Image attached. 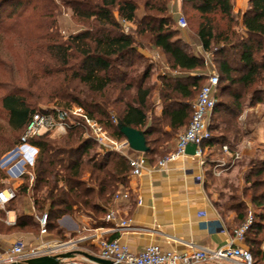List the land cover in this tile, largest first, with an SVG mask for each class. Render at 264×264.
Wrapping results in <instances>:
<instances>
[{"label":"trees","instance_id":"16d2710c","mask_svg":"<svg viewBox=\"0 0 264 264\" xmlns=\"http://www.w3.org/2000/svg\"><path fill=\"white\" fill-rule=\"evenodd\" d=\"M15 1L20 0H0V7ZM141 1L70 0L74 16L90 23V27L67 41L57 42L47 53L55 69L50 75L63 76L54 97L68 101L64 108L83 107L119 141L125 139L120 126L142 132L149 148L145 156L155 164L176 149H171L173 141L188 129L192 105L206 83L207 65L205 57L197 55L182 39V30L171 15V0ZM182 2L183 14L190 8L197 15L193 33L219 72L217 104L210 119L211 138L204 143L203 151L205 155L217 154L227 145L235 154V143L241 137L249 138L259 122L253 120L249 123L251 128L242 129L244 112L253 104H260L264 96V0H250L243 14L242 33L236 30L239 20L234 15L233 0ZM123 22L133 26L130 33L124 32ZM148 46L161 50L177 75L156 76L155 64L139 52ZM76 82L85 90L73 87ZM227 95L232 102L224 99ZM158 101L163 108L160 116L156 115ZM1 103L10 127L22 134L38 112L17 94L3 97ZM108 108H114L117 125L112 123ZM230 138L234 145L227 143ZM29 144L38 150L34 180L30 183L25 177L17 198L7 208L15 210L18 197L31 191L29 198L35 211L40 215L48 213L49 236L53 222L65 215H85L92 219L94 228L107 227L100 222V216L106 215L115 195L127 189L131 171L128 161L117 154L97 152V145L81 127L69 129L60 140L45 134L31 139ZM261 159L252 160L244 173L243 195L250 206L233 197L227 209L222 207L238 213L241 222L251 212L252 224L244 242L255 254V264L264 262ZM33 218L18 215L14 228L35 229L36 224L30 221Z\"/></svg>","mask_w":264,"mask_h":264},{"label":"rangeland","instance_id":"374dc122","mask_svg":"<svg viewBox=\"0 0 264 264\" xmlns=\"http://www.w3.org/2000/svg\"><path fill=\"white\" fill-rule=\"evenodd\" d=\"M70 0H45V1H15L3 7H0V189L16 188L17 190L23 186L26 175L22 180L11 178L5 160L8 158L12 164L18 168L24 167L27 172H34V166L29 162L23 165L21 158H15L11 153L18 145L22 132H15L8 123V114L2 109V98L17 94L22 96L26 102L31 105L33 110H46L50 108H64V101L58 97H54L59 82L63 76L50 75L54 72V63L49 62L47 50L57 42L67 41L71 36L78 34L90 27V23L79 20L74 16V12L69 5ZM140 2H143L139 0ZM187 19L188 27L185 31L193 32L197 28V15L188 8L183 14ZM237 19L240 18L235 16ZM239 20V19H238ZM236 30L241 32L240 21L237 23ZM183 31V30H182ZM242 33V32H241ZM212 61V60H211ZM208 74L215 72L219 76L217 65L214 64ZM52 72V73H51ZM205 83V82H204ZM77 82L73 87L85 90L84 87L78 86ZM237 89L239 87H236ZM260 104H253L252 108H246L242 116V129L251 128L250 122L253 120H261L264 129V96H261ZM224 99L232 102L227 96ZM110 116H114V108H108ZM97 115V114H96ZM99 117V116H98ZM258 127V125H257ZM255 127V128H257ZM254 131V130H253ZM53 139H62L64 136L52 134ZM253 142L250 147L248 140ZM241 137L235 145L230 138L227 143L236 146V153L239 159H235L234 155H228L223 151L217 154L208 153L204 155L203 160L207 168L206 180L209 182L212 194L215 200L221 206V213L229 214L227 207L232 204L230 198H236L238 202L249 206V200L243 195L246 188L244 183V173L252 160L264 159V130L261 139ZM245 147V148H243ZM97 152H101L96 148ZM244 152V153H243ZM261 159V160H262ZM30 182V180H29ZM31 183V182H30ZM29 193L21 194L20 201L24 205L28 203L24 209L26 213L31 211L29 203ZM21 202V203H22ZM237 201L235 203L238 204ZM16 202V207H18ZM234 203V204H235ZM227 205V206H226ZM226 207V209L222 207ZM250 210V209H249ZM36 215H40L38 211H34ZM18 214V213H17ZM251 212L248 216H251ZM105 215L100 216V222ZM4 217L0 218V236L9 238L5 242L8 246L16 241L13 235L21 234L22 237L34 240L40 237V228L35 218L31 219L32 225L36 224L35 229L27 228L24 230H16L13 226L4 223ZM68 220L76 221V216L65 215L61 219L54 221V226L50 227V236L45 239L67 241L77 239L81 236L91 235L94 232H86L80 226L73 229ZM103 222V221H102ZM93 221H91V227ZM93 228V227H92ZM79 232H81L79 234ZM84 252L99 251L97 245L92 246L90 243L83 244L80 248ZM255 256V254L253 253ZM260 261L261 264H264Z\"/></svg>","mask_w":264,"mask_h":264},{"label":"built area","instance_id":"2783aa9c","mask_svg":"<svg viewBox=\"0 0 264 264\" xmlns=\"http://www.w3.org/2000/svg\"><path fill=\"white\" fill-rule=\"evenodd\" d=\"M177 26L181 30L188 27L186 18L181 15L177 21ZM131 26L127 22H123V30L126 34L130 33ZM206 64L208 63V55L205 56ZM213 67V66H212ZM212 69V68H211ZM219 85V76L215 72L207 75L206 83L200 89L199 94L192 105V118L188 129L178 137L176 149L160 159L157 162L159 168H164L167 164L178 161L186 156V149L189 145L196 146L194 157L203 159L205 153L203 145L211 138L210 119L214 108L216 107V93ZM113 124H118L114 116H111ZM84 128L87 132V138L92 140L99 150L103 153H112L124 157L130 166L129 177H140L149 165V160L145 154L138 153L132 156V151L126 139L119 141L114 139L108 130L96 119L92 118L87 111L80 106L71 108H50L41 110L32 115L31 120L21 136L20 143L15 147L11 155L15 158H21L23 165L28 162L34 166L35 158L38 150L29 144L33 138L43 136L45 134H54L64 136L71 128ZM223 152L228 155H234L239 159L238 153H231L229 146H223ZM202 160V165H204ZM5 166L11 178L22 180L24 175L28 176L30 181L34 180V175L27 172L24 167L18 168L17 165L7 158ZM17 198L16 188H7L0 191V218L2 212H6L8 204ZM130 193L128 190L117 193L114 202L120 200H129ZM143 205L141 199L137 201L134 214H138L139 208ZM37 223L40 227V242L37 245L26 244L19 240L14 242L8 248H3L0 243V264L24 263L31 259L56 256L66 253H75L81 251L83 244L90 243L92 246L97 245L99 251L97 253L88 251L86 253L96 256L102 260L110 261L112 264H255L252 253L244 247H240V243L245 241L246 235L252 224V217L241 226L233 231V236L229 244L219 249L198 248L187 253H177L165 251L158 245H150L139 253L132 252L127 246L121 244L118 240H111L107 237L108 231L104 228H98L99 234L81 236L77 239L67 241L48 240L49 236L48 213L36 216ZM104 223L111 224L110 231L125 232L133 228V219L120 218L116 212L108 208ZM5 224L10 225L8 220ZM81 232H79L80 234ZM84 252V251H82ZM61 264H97L81 255H75L71 259L62 260Z\"/></svg>","mask_w":264,"mask_h":264},{"label":"crops","instance_id":"0c3cea01","mask_svg":"<svg viewBox=\"0 0 264 264\" xmlns=\"http://www.w3.org/2000/svg\"><path fill=\"white\" fill-rule=\"evenodd\" d=\"M249 2L250 0H233L234 15L240 17L238 18L240 27L242 26L243 14L249 7ZM170 4L171 15L177 22L184 12L183 2L182 0H171ZM130 26L133 27L131 24ZM181 32L184 42L197 55L205 57L206 54L204 55L202 45L196 34L185 30ZM139 52L155 64L156 76L177 75V72L170 69L167 56L161 50L148 46L140 48ZM208 63L206 64V75L211 70L210 65L214 66L210 55H208ZM190 74L195 76V73ZM162 110V105L158 101L156 115L160 116ZM263 130L260 120L258 127L254 129L251 136L261 139ZM183 133L184 131L180 132L179 135ZM179 135L171 145L172 150L177 146ZM247 140L251 147L253 142ZM130 154L136 156L138 152L132 150ZM202 160L188 155L167 164L162 169L157 166V163H149L142 176L129 177L127 189L123 191H129L130 199L114 202L111 208L120 218H132L133 228L130 231H114L112 233L110 231L112 225L106 223L107 227L104 229L109 232L106 234L107 237L118 240L134 253H139L150 245H158L165 251L181 254L198 248L219 249L227 246L233 236V231L245 223L249 216L241 222L236 212H229L225 215L221 213V206L215 200V195L212 194L209 182L206 180L207 168L205 164L202 165ZM19 199L18 197L16 200L18 207L15 210L7 208L6 212L1 214V217H4V223L6 220L10 222L8 226H15L18 215L24 214L35 219L38 216L34 212L31 199L29 201L31 211L28 213L24 211L28 203L24 205ZM139 199L142 200L143 205L139 208L138 214H134ZM91 221L92 219L85 215H77L76 221L68 220V223L74 230L82 226L86 232L91 231L94 232L93 234H99L98 228L91 227ZM13 238L30 245H37L41 240L39 237V239H29L28 241L21 234L16 233ZM8 239L0 236V243L4 249L16 242L14 241L8 246L5 243ZM239 245L244 248L248 247L246 242ZM261 248L264 252V243Z\"/></svg>","mask_w":264,"mask_h":264},{"label":"water","instance_id":"95a60500","mask_svg":"<svg viewBox=\"0 0 264 264\" xmlns=\"http://www.w3.org/2000/svg\"><path fill=\"white\" fill-rule=\"evenodd\" d=\"M120 132L128 142L131 150L142 154H147L149 152L146 138L142 132L127 126H120ZM196 149H197L196 146L191 144L187 147L186 154L190 156H194L196 153ZM75 255H81L97 264H112L110 261L102 260L96 256L90 255L82 251H77L75 253L60 254L56 256H46V257L31 259L24 263H15V264H61L62 260L71 259Z\"/></svg>","mask_w":264,"mask_h":264}]
</instances>
